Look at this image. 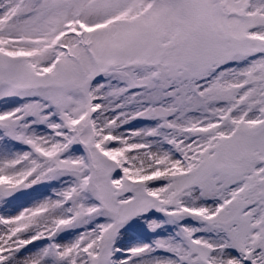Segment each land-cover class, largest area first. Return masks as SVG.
<instances>
[{"label":"snow or ice","instance_id":"snow-or-ice-1","mask_svg":"<svg viewBox=\"0 0 264 264\" xmlns=\"http://www.w3.org/2000/svg\"><path fill=\"white\" fill-rule=\"evenodd\" d=\"M0 264H264V0H0Z\"/></svg>","mask_w":264,"mask_h":264}]
</instances>
